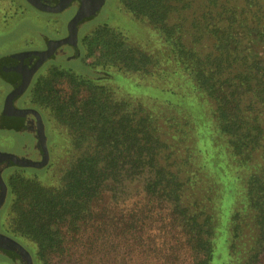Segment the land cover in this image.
Segmentation results:
<instances>
[{
  "label": "trees",
  "instance_id": "obj_1",
  "mask_svg": "<svg viewBox=\"0 0 264 264\" xmlns=\"http://www.w3.org/2000/svg\"><path fill=\"white\" fill-rule=\"evenodd\" d=\"M117 2L159 48L100 23L36 73L64 153L7 169L0 231L33 264H264V0Z\"/></svg>",
  "mask_w": 264,
  "mask_h": 264
},
{
  "label": "water",
  "instance_id": "obj_2",
  "mask_svg": "<svg viewBox=\"0 0 264 264\" xmlns=\"http://www.w3.org/2000/svg\"><path fill=\"white\" fill-rule=\"evenodd\" d=\"M28 5L39 12L60 14L67 11L71 5H76L74 14L66 21L65 36L58 39L47 41L44 50H29L5 54L0 57V78L9 83H13L15 78L20 75L21 81L12 85L11 89L4 95L0 109V129L14 130L16 117H25L31 114L36 117L39 123V150L40 158L30 159L26 156L14 152L0 150V210L5 204L7 197V185L3 178V171L10 168H26L40 170L47 166L49 162V153L46 145V138L43 133L42 122L39 113L32 108H17L15 101L20 98L28 88L32 76L39 67L46 61L53 59L54 51L63 45H70L75 48L77 56L79 49L77 46L78 30L84 21L97 15L106 0H24ZM77 3V4H76ZM73 57V58H75ZM24 59H33L34 62L29 68L14 67L6 72L2 65L24 61ZM0 255L9 259L12 264H33V260L28 249L16 239L0 231Z\"/></svg>",
  "mask_w": 264,
  "mask_h": 264
},
{
  "label": "rangeland",
  "instance_id": "obj_3",
  "mask_svg": "<svg viewBox=\"0 0 264 264\" xmlns=\"http://www.w3.org/2000/svg\"><path fill=\"white\" fill-rule=\"evenodd\" d=\"M68 17V11H64L60 14H46L37 11L28 5L24 0H0V56L15 50L30 47L29 45L32 46L37 42V39H39V35L50 37L53 29H59L60 32H64V24ZM100 23L117 26L126 33L132 31L134 33L132 35H134L140 43H149L152 47L154 46L158 48L160 46L157 41L155 42V40H153L154 36L151 31H145V27L135 21L129 14L122 11L117 0H106L103 7L95 17L86 20L81 24L78 30V36L91 28V26ZM63 62L66 65H70V67L78 65V62L75 59H66ZM139 76L148 81L152 78V76ZM139 76L137 77L140 78ZM114 79L118 83L117 85H119L120 89L133 95H135V91L154 90L153 87L142 83H140L141 85L135 84L128 77L123 76L122 74L114 73ZM3 86V83L0 81V109L5 93ZM49 128H52V125L48 126V129ZM49 142L51 146H53V152L55 154L57 153L58 155H61L64 153V148L62 146L63 139L59 136V133H55L53 136L49 135ZM13 143V136L0 129V150L18 151L16 149L17 146L15 148ZM33 171L34 170L27 169L28 173ZM34 172L38 174H41L42 172L44 175L45 170ZM45 177H47V175ZM3 218L5 220L6 216L4 217L3 215ZM8 260L9 259L6 257L0 255V264H9L10 261L8 262ZM10 264L12 263L10 262Z\"/></svg>",
  "mask_w": 264,
  "mask_h": 264
},
{
  "label": "flooded vegetation",
  "instance_id": "obj_4",
  "mask_svg": "<svg viewBox=\"0 0 264 264\" xmlns=\"http://www.w3.org/2000/svg\"><path fill=\"white\" fill-rule=\"evenodd\" d=\"M50 2L52 3V2H54V0H50ZM75 10H76V5H71L68 8L67 11L69 13V17L67 18V20L74 14ZM46 14H50V13H46ZM60 36L61 35H58L57 32L54 34L55 39L62 38ZM38 38L39 39H37V42L35 44H33L32 46L29 45L30 47H28V50L22 49L19 51L10 52L8 54L15 53V52L29 51V50H44V49H46L47 42L45 40H43L42 37H40V35ZM76 47L79 49L78 37H77V46ZM75 56H77V52H76L75 48H73L70 45L60 46L59 48H57L54 51V55H53L54 58L43 63L39 67V69L34 73L30 83L32 82L36 73L39 70H41L45 66L46 63L51 62V61H65L66 59H68V60L77 59L80 57V50H79L78 57L76 58ZM73 57H75V58H73ZM33 62H34L33 59H26V60L24 59V61H18L16 63L4 64V65H2V68L6 72L10 71L14 67H22V69H25V67L29 68ZM20 79H21V77H20V75H18L15 78V80L13 81V83H9L6 80H4L3 78H0V81L6 85L7 89L5 91L7 93L12 88L11 87L12 85H15V84L19 83V81H21ZM25 92H24V94H25ZM24 94L15 101V106L17 108H32V109H35L39 113L40 118H41V122H42L43 133H44V136L46 138V145L48 148L49 160H50L48 127L46 125V122L44 121V117H43L42 113L37 108L29 105L26 101H24V99H22L24 97ZM14 121H15V125H14L15 129L14 130H4V131L8 132L9 134H11V136H13V138H14L13 144H14L15 148L17 146L16 149L19 152L18 151H11V150H9V152H14L16 154L26 156V157L33 159V160L39 159L41 156H40L39 142H38V134H39V129H40L38 120L36 119L35 116L28 114L25 117H16L14 119ZM6 171L7 170H4L2 173L3 178L5 177Z\"/></svg>",
  "mask_w": 264,
  "mask_h": 264
},
{
  "label": "crops",
  "instance_id": "obj_5",
  "mask_svg": "<svg viewBox=\"0 0 264 264\" xmlns=\"http://www.w3.org/2000/svg\"><path fill=\"white\" fill-rule=\"evenodd\" d=\"M67 21V20H66ZM66 21H65V24H64V29H65V31H66ZM65 31L64 32H60V30L59 29H53V31L51 32L52 33V35L50 36V37H47V36H45V35H40V37H42V39L43 40H45L46 42H47V40L49 39V40H51V39H55L54 38V34L57 32V34L58 35H61L60 37H63V36H65ZM19 50H22V49H19ZM19 50H15V51H19ZM23 50H28V47L27 48H24ZM12 52H14V51H12ZM1 57V56H0ZM77 58V57H76ZM59 62H62V61H59ZM3 83V82H2ZM3 85H5L4 83H3ZM4 87V90H6L7 88H6V85L5 86H3ZM6 94V91H5V93H4V95ZM4 97V96H3Z\"/></svg>",
  "mask_w": 264,
  "mask_h": 264
}]
</instances>
